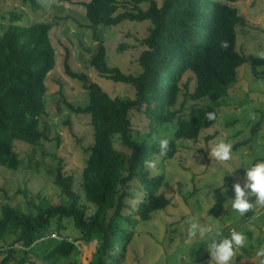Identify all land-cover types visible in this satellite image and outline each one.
Returning <instances> with one entry per match:
<instances>
[{
    "label": "trees",
    "instance_id": "16d2710c",
    "mask_svg": "<svg viewBox=\"0 0 264 264\" xmlns=\"http://www.w3.org/2000/svg\"><path fill=\"white\" fill-rule=\"evenodd\" d=\"M27 1L32 8L38 7L37 0ZM128 1L131 5L122 11L121 0L80 4L92 27L118 26L127 21L149 23L147 34L137 38L144 47L137 58L141 68L137 74H125L117 66H109L103 44L98 45L89 61L101 77L130 85L134 97H111L85 71L71 67L66 49L64 72L81 83L88 92V101L75 106L64 100L65 107L76 115L88 114L93 129V143L82 169L83 197L74 189L73 176L58 169L55 184L64 199L58 204L43 208L28 203L27 209L2 204L0 255H6L0 264L11 258L16 244L23 255L15 264L27 263L29 253L44 245L48 247L46 259L69 256L76 248L74 240H67L70 236L62 240L47 238L52 232L60 235L63 219L69 217L82 234L79 240L96 243L87 264H115V256L122 259L123 253L117 254V250H126L134 234V222L148 221L153 212L171 204L170 198L159 192L162 185H167L164 176L151 175L148 163L155 156L173 157L177 140L195 141L203 129L214 125L216 119L208 121L205 113L214 112L217 118L220 101L237 81L244 55L237 47L236 28L247 24L235 6L240 0H162L161 4L158 0ZM141 2H148V7L142 8ZM19 18L10 12V23L0 35V166L11 170L21 163L14 149L15 140L33 145L46 138L39 129V117L44 110L45 78L55 65L51 25L15 24ZM262 66L264 57L252 59L251 72L256 78L264 76ZM181 93L182 100L176 107ZM133 116L139 122L146 121L147 126L134 125ZM260 123L253 124L252 131ZM168 124L174 125L173 137L161 155L160 138L155 133ZM116 137L125 150L115 147ZM131 187L143 197L139 199V194L129 190ZM89 204L94 206L92 211H88ZM54 222L55 231H51Z\"/></svg>",
    "mask_w": 264,
    "mask_h": 264
},
{
    "label": "rangeland",
    "instance_id": "374dc122",
    "mask_svg": "<svg viewBox=\"0 0 264 264\" xmlns=\"http://www.w3.org/2000/svg\"><path fill=\"white\" fill-rule=\"evenodd\" d=\"M88 1L37 0L38 7L32 8L27 0H0V35L10 23V12H14L20 16L15 22L18 25L49 23L50 39L55 49V65L45 78L44 110L39 117V129L44 131L46 138L33 145L14 141L21 163L16 170L0 166V207L4 203L22 209H27L28 203L43 208L58 204L61 199L64 200L55 184L58 169L73 176L74 189L83 197L82 169L88 157V147L93 143V129L88 114L76 115L65 107L64 100L75 106H83L88 101V92L81 87V83L64 72L66 49L70 52L71 67L85 71L111 97H134L135 92L130 85L101 77L89 61L98 45L103 44L109 66H117L125 74H137L141 70L137 58L144 48L137 38L147 34L149 23L127 21L118 26L92 27L80 4ZM161 2L158 0V4ZM148 4L141 2L140 6L146 9ZM128 5H131L128 0H121L119 11ZM235 6L247 21L246 25L236 28L237 47L244 55V63L237 69V81L220 101L214 125L203 129L195 141L177 140V151L173 157L155 156L148 163L151 175L164 176L167 185H162L159 192L165 193L171 204L153 212L148 221L134 222L133 237L124 252L117 250V254L123 253V258L115 256V264H186L190 257L193 264H210L205 246H194L190 250L185 247V221L192 216L214 224L224 235L231 228L243 231L249 245L238 253L234 263L261 264L255 250L264 246V206H254L245 217H238L225 204L227 199L234 198L233 185L239 183L243 187L245 183V171L239 168L243 162L249 158H264V119H261L264 115V76L256 78L251 72L252 59L260 57L258 53L264 51V0H240ZM122 44H127V48L120 50ZM181 100L182 93L176 107ZM132 118L137 127L138 123L142 128L147 126L146 121ZM229 121L232 123L229 124ZM258 121H261L260 125L252 131V125ZM173 131L174 125L168 124L160 127L155 135L157 138H172ZM219 141L231 143L233 155L229 161H216L209 156L210 148ZM241 142L245 143L240 145ZM114 145L119 150H125L117 137ZM196 147L199 148L193 155ZM225 169L234 171L224 178L223 192L219 188L212 189L213 198L210 189L219 183L220 173ZM129 190L139 194V199L143 197V193L133 187ZM213 199L215 203L206 211ZM250 199L254 200V197ZM89 205L88 211H92L94 206ZM63 224L60 236L68 235L74 240L76 248L72 253L67 257L46 259L44 253L48 247L44 245L29 253L25 264L30 261L35 264H87L91 260L95 242L79 240L82 234L74 227L71 217L64 218ZM55 227L56 222L51 231H55ZM15 247L16 251L6 264H15L23 255V249L18 244ZM5 255V252L0 255V261Z\"/></svg>",
    "mask_w": 264,
    "mask_h": 264
},
{
    "label": "clouds",
    "instance_id": "9594fccd",
    "mask_svg": "<svg viewBox=\"0 0 264 264\" xmlns=\"http://www.w3.org/2000/svg\"><path fill=\"white\" fill-rule=\"evenodd\" d=\"M258 55L264 57V51L258 53ZM205 117L208 121H213L216 119V114L206 112ZM169 142L170 137L168 136L159 139L161 155L166 153ZM197 148L199 147L194 149L193 155L196 153ZM232 155V145L225 141H219L210 148L209 156L216 161H229ZM239 168L245 171V183L243 187L239 183L233 185L234 198L227 199L225 204L227 203L232 212L237 214L238 217H245L246 213L254 206H264V159H246ZM233 171L234 169H225L220 173L219 183L210 189L212 197V189L219 188L221 192L224 191V178L231 175ZM252 197H254V200L250 199ZM214 203L215 200L213 199V203L208 205L206 211ZM185 224L187 226L184 241L186 249L190 250L194 246L197 248L201 245L205 246L210 257V264H234L238 253L249 245V239L245 233L236 228H231L229 233L224 235L221 229L215 227L212 223L203 222L198 216L188 218ZM255 256L261 258V264H264V246H260L255 250ZM186 264H193V258H188Z\"/></svg>",
    "mask_w": 264,
    "mask_h": 264
},
{
    "label": "built area",
    "instance_id": "2783aa9c",
    "mask_svg": "<svg viewBox=\"0 0 264 264\" xmlns=\"http://www.w3.org/2000/svg\"><path fill=\"white\" fill-rule=\"evenodd\" d=\"M47 238H50V239H64V237H61L60 235L56 234L55 232H52L51 234H49V236ZM67 240L71 241V239H68Z\"/></svg>",
    "mask_w": 264,
    "mask_h": 264
}]
</instances>
